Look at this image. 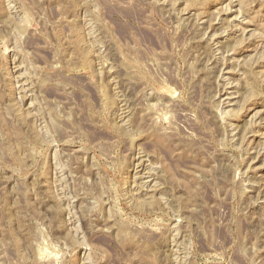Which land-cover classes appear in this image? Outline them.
Listing matches in <instances>:
<instances>
[{
	"label": "rangeland",
	"instance_id": "obj_1",
	"mask_svg": "<svg viewBox=\"0 0 264 264\" xmlns=\"http://www.w3.org/2000/svg\"><path fill=\"white\" fill-rule=\"evenodd\" d=\"M0 264H264V0H0Z\"/></svg>",
	"mask_w": 264,
	"mask_h": 264
}]
</instances>
